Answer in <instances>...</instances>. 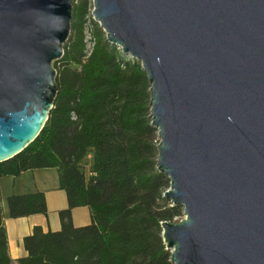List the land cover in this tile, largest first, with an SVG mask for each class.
Here are the masks:
<instances>
[{
    "label": "water",
    "instance_id": "obj_1",
    "mask_svg": "<svg viewBox=\"0 0 264 264\" xmlns=\"http://www.w3.org/2000/svg\"><path fill=\"white\" fill-rule=\"evenodd\" d=\"M74 0H0V163L43 131ZM150 84L172 264H264V0H93Z\"/></svg>",
    "mask_w": 264,
    "mask_h": 264
},
{
    "label": "trees",
    "instance_id": "obj_2",
    "mask_svg": "<svg viewBox=\"0 0 264 264\" xmlns=\"http://www.w3.org/2000/svg\"><path fill=\"white\" fill-rule=\"evenodd\" d=\"M92 10L91 0H74L73 30L54 63V108L36 141L0 163V179L55 169L68 199L60 231L35 228L24 240L28 256L18 264H172L161 224L179 223L183 210L164 198L170 180L157 169L149 80L141 64L107 43ZM87 29L94 43L88 59ZM7 205L12 219L47 214L41 192L12 195ZM80 207L90 209L92 224L76 228L72 211ZM0 264H14L1 191Z\"/></svg>",
    "mask_w": 264,
    "mask_h": 264
},
{
    "label": "crops",
    "instance_id": "obj_3",
    "mask_svg": "<svg viewBox=\"0 0 264 264\" xmlns=\"http://www.w3.org/2000/svg\"><path fill=\"white\" fill-rule=\"evenodd\" d=\"M0 191L4 223L8 236L9 254L14 264L28 256L24 240L31 236L35 228L43 233L58 232L61 229L59 213L68 208L66 192L60 189L59 175L55 169H38L21 174L17 179L1 178ZM41 192L45 195L47 214L12 219L7 205L8 197L12 195H28ZM73 223L76 228L92 224L91 211L87 207L76 208L72 211Z\"/></svg>",
    "mask_w": 264,
    "mask_h": 264
},
{
    "label": "built area",
    "instance_id": "obj_4",
    "mask_svg": "<svg viewBox=\"0 0 264 264\" xmlns=\"http://www.w3.org/2000/svg\"><path fill=\"white\" fill-rule=\"evenodd\" d=\"M91 1H92V4H93V0H91ZM92 42H93L92 36H91L89 30L87 29V31H86V40H85V43H86V59H88L89 56H91L92 53H93L94 43H92Z\"/></svg>",
    "mask_w": 264,
    "mask_h": 264
},
{
    "label": "rangeland",
    "instance_id": "obj_5",
    "mask_svg": "<svg viewBox=\"0 0 264 264\" xmlns=\"http://www.w3.org/2000/svg\"><path fill=\"white\" fill-rule=\"evenodd\" d=\"M95 24V23H94ZM89 29V28H88ZM102 29V28H101ZM103 31V30H102ZM89 32H90V34H92L91 33V31L89 30ZM104 33V32H103ZM92 39H93V37H92ZM159 139V138H158ZM182 210H183V208H182ZM185 218V215H184V213L182 214V217L181 218H179V219H177V220H175V223L177 222V221H181L182 219H184Z\"/></svg>",
    "mask_w": 264,
    "mask_h": 264
}]
</instances>
